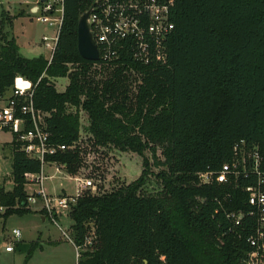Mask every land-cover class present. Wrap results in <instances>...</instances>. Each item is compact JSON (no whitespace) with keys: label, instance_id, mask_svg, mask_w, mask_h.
Returning <instances> with one entry per match:
<instances>
[{"label":"trees","instance_id":"trees-1","mask_svg":"<svg viewBox=\"0 0 264 264\" xmlns=\"http://www.w3.org/2000/svg\"><path fill=\"white\" fill-rule=\"evenodd\" d=\"M89 3L65 0L51 64L22 56L16 40L0 34V94L17 76L38 84L34 101L49 115L50 142L69 148L47 161L97 185L68 214L82 247L78 264H247L254 222L245 217L235 228L228 218L248 211L247 196L234 186L203 185L199 175L221 169L242 141L264 144V0H174L168 64L149 67L127 52L110 66L80 56L78 23ZM98 68L112 70L105 76ZM59 78L69 79L65 92L56 88ZM82 112L90 154L139 155L137 181L107 191L96 183L100 174L82 175L88 156L80 145ZM19 147L12 142L16 189L0 190L5 216L23 214L14 207L27 199L25 176L42 170ZM152 168L162 170L155 175ZM151 176L158 191H146ZM38 247L20 242L15 250L28 264Z\"/></svg>","mask_w":264,"mask_h":264},{"label":"built area","instance_id":"built-area-1","mask_svg":"<svg viewBox=\"0 0 264 264\" xmlns=\"http://www.w3.org/2000/svg\"><path fill=\"white\" fill-rule=\"evenodd\" d=\"M84 1L90 2L89 22L101 66L117 62L123 52L129 53L131 59L143 67L168 64L167 42L175 28L171 21L174 0ZM64 3L65 0H39L35 13L39 22L57 29L53 36L45 35L42 38L43 45L49 52V64L53 60L63 24ZM37 86L38 84L17 76L13 86L6 93L0 94V133L10 134L12 142L19 144L20 150L27 157L40 161L42 165L41 173L25 176L27 183L36 184L39 189L34 194L27 195L25 203L18 204V207L29 209V206H39L37 209L58 226V217L63 212L69 213L84 191H95L97 185L90 177L77 176L79 186L76 196H51L46 193L44 183L48 177L44 169L46 165L59 167L57 163H49L47 157L69 148L50 142L51 134L46 123L49 115L37 109L34 101ZM199 179L207 186L215 183L234 186L247 196L248 211L230 213L228 218L235 228L244 227L245 217L253 220L255 227L248 238L252 252L247 264H264V144L249 146L245 141L236 144L229 162L217 171L200 174ZM3 211L4 208H0V212ZM13 236L19 240L22 232L15 229ZM63 236L74 246L78 264L82 247L76 246L65 232ZM91 243L92 238L84 246L88 247ZM6 251L13 252L14 249L9 246Z\"/></svg>","mask_w":264,"mask_h":264},{"label":"rangeland","instance_id":"rangeland-1","mask_svg":"<svg viewBox=\"0 0 264 264\" xmlns=\"http://www.w3.org/2000/svg\"><path fill=\"white\" fill-rule=\"evenodd\" d=\"M37 1L39 0H33ZM24 0H0V18L5 22V27L0 26V34L8 40L15 39L21 55L33 59L40 56L49 58V52L43 45V36H53L56 28L49 27L37 20L38 15L30 14L27 17H17L21 9L24 12L27 7L20 6ZM33 6V5H32ZM5 9H9L6 12ZM13 25H10V22ZM15 22V23H14ZM99 69V68H98ZM100 70V69H99ZM112 69L100 70L102 75H109ZM69 84L68 78H59L56 81V88L59 92H65ZM75 113V112H74ZM80 131L82 149H87V160L82 168V175L88 176L95 171L100 174L102 184L98 185L112 191L122 184H130L137 181L142 176L143 158L133 153H121L118 151L91 153V148L87 143L88 135L85 132L89 125L88 116L83 112L80 114ZM150 157V154H148ZM158 156L161 157L160 153ZM151 160V159H150ZM45 175L48 179L44 183L46 193L51 196L66 195L76 196L79 182L77 177L69 175L64 168L46 165ZM155 175L162 168H152ZM13 158H12V137L7 133H0V190L7 193L14 192L16 185L13 180ZM27 195L34 194L39 187L36 184L26 183L23 186ZM160 188L157 185L155 176L150 177L146 186V191L154 192ZM146 193V192H145ZM39 206H29V209H22L18 204L15 210H22L23 214L6 215V209L0 212V264H25L26 255L19 254L15 248L22 243H36L39 245L28 264H77L76 250L72 243L63 236L65 232L71 240L73 222L67 212H63L58 217V226L46 218L38 210ZM27 210H31L28 213ZM45 218V221H42ZM19 229L22 232L21 239L17 240L13 236V231ZM12 246L14 251L7 253L6 248Z\"/></svg>","mask_w":264,"mask_h":264},{"label":"water","instance_id":"water-1","mask_svg":"<svg viewBox=\"0 0 264 264\" xmlns=\"http://www.w3.org/2000/svg\"><path fill=\"white\" fill-rule=\"evenodd\" d=\"M36 11V10H35ZM91 11L84 13L78 23V51L80 56L89 62H99V51L89 22Z\"/></svg>","mask_w":264,"mask_h":264},{"label":"crops","instance_id":"crops-1","mask_svg":"<svg viewBox=\"0 0 264 264\" xmlns=\"http://www.w3.org/2000/svg\"><path fill=\"white\" fill-rule=\"evenodd\" d=\"M25 2L22 3L20 6H25L27 7L26 11L24 12L23 10L25 9H21L20 11V14L18 15H13V16H16V17H27L28 16V10L30 12V14H34L36 11H37V8H38V4H37V1H33V0H24ZM33 5V6H32ZM36 10V11H35ZM6 12H9L10 10L9 9H5ZM15 23V22H14ZM42 221H45V218H42ZM7 253H12V252H7Z\"/></svg>","mask_w":264,"mask_h":264}]
</instances>
